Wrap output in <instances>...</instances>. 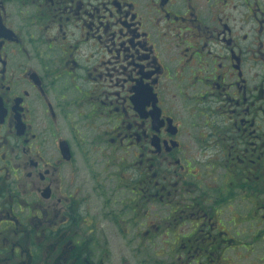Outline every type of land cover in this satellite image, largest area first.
Segmentation results:
<instances>
[{
    "label": "flooded vegetation",
    "instance_id": "flooded-vegetation-1",
    "mask_svg": "<svg viewBox=\"0 0 264 264\" xmlns=\"http://www.w3.org/2000/svg\"><path fill=\"white\" fill-rule=\"evenodd\" d=\"M104 221L264 264V0H0V264H105Z\"/></svg>",
    "mask_w": 264,
    "mask_h": 264
},
{
    "label": "rangeland",
    "instance_id": "rangeland-1",
    "mask_svg": "<svg viewBox=\"0 0 264 264\" xmlns=\"http://www.w3.org/2000/svg\"><path fill=\"white\" fill-rule=\"evenodd\" d=\"M195 169H198V172H201L200 168L197 166ZM195 178L196 176L191 177L193 180ZM96 204H98V202L94 203V209L97 208ZM147 205L151 210L156 207V211L159 215L167 213L166 208L160 203L153 202L152 204ZM132 215V212L127 211L126 219L128 220V217H132ZM243 224L246 226L249 225L247 222H244ZM106 225H108L109 228H107ZM102 229L108 230L107 239L105 240L102 237L100 242L99 239H96L94 247L95 249H100L107 254L105 264H162L167 261L164 253L167 251V244L158 241L146 242V240L140 243L137 238H133L134 235L132 233L135 229L133 225L126 226L125 234H123L122 230L112 222L104 221ZM248 235V231L245 230L241 237L247 240ZM240 251L244 250L241 249ZM161 252H163L162 256L159 255ZM238 261L246 262L247 259H238Z\"/></svg>",
    "mask_w": 264,
    "mask_h": 264
}]
</instances>
